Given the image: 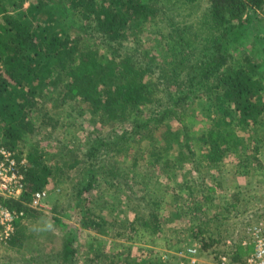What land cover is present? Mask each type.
<instances>
[{
	"label": "trees",
	"instance_id": "16d2710c",
	"mask_svg": "<svg viewBox=\"0 0 264 264\" xmlns=\"http://www.w3.org/2000/svg\"><path fill=\"white\" fill-rule=\"evenodd\" d=\"M157 1L0 0V147L12 152L25 189L20 200L0 198V202L25 213H35L27 205L31 195L47 190L53 183L51 191L47 190L48 196L52 192L64 205L67 201H76V206H80L81 200H90L91 194L84 198L85 191L101 185L96 175L101 176L104 166L95 163L93 158L98 159L97 154L109 143L115 146V156L126 159L115 162L113 171H137L130 182L124 172L122 176L115 174V200L124 194L129 199L128 210L134 212L133 218H127L128 242H116L114 252L96 249L81 264H179L172 258H164L168 254L167 241L160 243L164 248L159 250L152 246L160 245L157 239L147 240L152 235H168L164 229L167 217L192 222L191 230L185 231L197 243L190 246L198 248L202 260L198 264H206V254L212 252L228 255L231 262L242 258L240 242L246 224L234 228L230 233L232 238L221 236L219 226L212 227L213 218L205 217V212L192 205L189 194L187 198H180L186 204L169 210L162 219L159 210L168 188L144 177L151 168L166 170L176 164L178 156L171 158L173 153L169 151L174 146L177 151L187 153L190 161L200 154L195 150L205 149L207 165L222 161L223 151L235 145L233 151L241 153L238 160L244 173L249 170L245 169V163L260 165L257 153L264 143V0H174L164 12H170L171 6L180 2L177 11L182 12L180 18L177 16L176 27L163 32L161 29L160 33L152 31L154 34L157 31L160 41L172 50L168 52L173 64L181 65L177 72L171 69L167 73L173 71L179 87L191 85L206 103L208 127L196 135L194 142H190L187 133L173 130L168 123L170 115L189 108L192 88L175 87L170 107L161 113L153 110L167 88L162 84H165L162 66L172 64L169 55L154 50L152 44L147 51L146 40L140 43L147 33L146 23L152 21L150 17ZM70 16L75 17L69 21ZM165 21L168 23L170 19ZM73 28L89 29L90 42L83 43L79 36L75 38L70 32ZM184 68L188 73L196 69L195 82L186 75L178 77ZM48 102L55 108L69 103L82 104L93 118L117 126L114 141L108 143L107 136L98 135L92 141L96 143L86 148L87 152L91 150L93 158L78 151L74 154L75 163L88 159L87 167L75 168L82 180L76 182L74 177L66 188L61 168L45 162L46 150L25 154L22 148L37 130L62 127L60 112L49 108ZM130 140L137 141L139 147L145 146V140V150L149 149L141 156L136 152L127 156ZM163 188V194L158 196ZM171 192L179 195L174 187ZM105 201L104 197L97 211L84 216L90 225L95 227L100 216L106 217V213H101L107 209ZM118 206L115 204V212ZM261 211L256 220L264 217V208ZM202 216L204 219H199ZM18 225L9 240L0 241V249L23 246L28 230ZM169 233L179 235L182 231L174 227ZM227 239H231L230 244ZM133 241L140 244L133 245ZM72 242L70 237L62 240L60 254H56L60 256L57 264H72L76 254ZM45 263L48 261L42 254H35L22 264Z\"/></svg>",
	"mask_w": 264,
	"mask_h": 264
},
{
	"label": "rangeland",
	"instance_id": "374dc122",
	"mask_svg": "<svg viewBox=\"0 0 264 264\" xmlns=\"http://www.w3.org/2000/svg\"><path fill=\"white\" fill-rule=\"evenodd\" d=\"M173 2L174 0L157 1L158 4L156 5V9L154 13H152V17H150L152 21L151 23H149L150 21L146 23L145 27L147 33L140 42L145 43L146 40L148 44L145 46V49L149 44H152L154 50L165 53L169 55V57H171V52L168 51L172 50L165 42L160 41L161 37L157 34V31L155 34L152 31L155 29L160 33L161 29L163 32L166 28L176 27L175 23L179 21V19L177 20V16L180 18L179 13L182 12V10L177 11V4L180 2L177 1L175 5L171 6L170 12H164L165 8L169 9L168 5H171ZM187 5L190 7L194 6ZM175 7L176 9L172 10ZM193 12H190V14H193ZM188 13L189 12H187V15ZM183 15L185 16L186 14L183 13ZM72 17L74 18L75 16H70L69 21L72 20ZM165 18L168 20L170 19V21L167 23ZM79 30L81 32L73 28L70 32L75 38L79 36L83 43L84 41H87L86 43L90 42V37L87 33L91 34V31L89 29L87 30V28ZM130 45L134 46L135 43H131ZM103 48L107 50L106 47L103 46ZM149 50L150 49L147 51ZM171 60V65L167 63L162 66L165 72V84H162L164 88L165 85H167V88L161 93L160 100L153 105V110H156L154 112L161 113L166 107H170L172 102L171 97L175 92V87L179 90L180 88H187L186 90L192 88L191 85L188 87H179L176 83L175 73L173 71L167 73L170 72L171 69L177 72L181 68V65L173 64L172 57ZM159 61L161 62V59ZM187 70V68L181 70L182 72H180L178 77L186 75L191 77L195 82L196 69H190L189 73ZM157 78L161 79L159 75H157ZM190 94L192 103L189 105V108L177 112V115H170L168 123L174 127L172 128L173 130L177 129V131L187 133L190 142H194L196 135L200 134L208 127V112L204 99L199 97V92L192 88ZM48 107L54 111L60 112L62 117L61 121H63L62 127L59 125L56 130H50L49 128L37 130L34 136L26 140V144H24L22 148L25 154H29L31 151L36 154L40 149L46 150L44 154L45 162L55 163L58 168H61L60 172L63 177L62 182L66 188L71 184V181L74 180V177L76 182L82 180L80 178V172L78 173V170L75 168L87 167L86 163L88 159L80 163H75L74 154H77L76 152L78 151L82 152L85 157H92L91 150L87 152L86 148L96 143H92L93 139L99 135L107 136L106 141L108 143L114 141L115 129L117 126L113 123L103 122L98 117H96V119L93 118L88 113V109L82 104L69 103L55 108L51 102H48ZM184 127L186 129H184ZM94 141H96V139ZM143 144L147 146L145 140H143ZM127 145L129 147L128 152L125 153L127 156L134 152L141 156L144 154V151L149 149V147H147L145 150V146L139 147L137 141L130 140ZM235 147V145H231L223 151L224 157L219 163H207V165H205V158H207L208 155L204 153L205 149H202V151L195 150V153L200 154L196 157H192L194 159L190 161L187 153L179 152V150L177 151L175 146L170 148L169 151L173 153L170 157L173 158V156H178L176 164L168 166L166 170H162L161 167L151 168L144 177V180H150L151 178L152 180L163 183V186H167L168 188L167 192L169 193L164 194L162 197L165 199V202H163L162 207H160V217L165 219L169 210L171 211L176 208L180 209L178 208L179 206L186 204L184 199H180L181 197L184 198L186 196L187 198L191 196L189 200L193 201L192 205L195 204L197 209L199 208L200 211L205 212L203 214L205 217L209 219L213 218L214 223H212V227L219 226L218 234H222L221 236L225 238H230L232 236L230 233H233V229L237 226L241 224L248 225L253 220H256V218L260 216L261 210L264 208V143L260 148L261 150L257 153L260 158V165L255 162L245 163V169H249L246 173H244L243 168H240L241 164L238 158L241 153L239 151H233ZM193 148L195 149L196 147L193 146ZM102 150V152L99 151L100 153L97 154L98 159L92 157L93 160L96 161L95 163L104 166L102 167L104 171L101 176L96 175L99 177V184L101 185L96 186V189L91 188V190L85 191L84 198L91 194L90 200H81V203H79L80 206H76V201H67L66 205H64L63 200L58 197V195L49 192L48 207L33 209L32 211L35 213H25L23 220L18 225L28 230V238L23 246L17 249L1 248L0 263L22 264L23 262L30 261L35 254H42V258L48 261V263L45 264H57L60 256L56 254H60L62 240L67 237L72 238V244L76 251L72 264H81L84 258L90 256L96 249L114 252L116 242H128L126 238L127 234L130 233L127 232V218H133L134 212L128 210L127 205L129 204V199H126L124 194L123 198L115 200V195L117 194L115 192V174L122 176L124 172L125 179L127 178V181L130 182L137 171L131 170V172L127 171L128 173H125V171L120 172L119 170V172L113 171L115 169V162L122 160V162H124L126 159L115 156V146L110 145V143L108 147L103 146ZM143 164L144 163H140V165ZM73 165L76 167H72ZM142 167L145 168L147 166ZM238 168L241 169V171H238ZM127 170L130 169L127 168ZM109 171L112 173L109 174ZM133 172L134 174L132 175ZM96 182L97 180L95 179V183ZM52 186L53 183L49 184L47 190L51 191ZM173 187L179 191V195L171 192ZM162 192H164V188L159 192L158 196H161L163 194ZM187 194H189V196ZM104 197L107 198V201L104 203L107 209L102 210L101 213H106V217L100 216L101 220L98 218L97 221L99 225L94 227L90 225V220L86 219V217L90 213H93L94 210L97 211L99 209L98 207L102 205L101 202ZM174 200H177L178 203H174ZM115 204H119L116 212ZM62 205H64V211L61 210ZM189 207H191V204H188V208ZM84 218L85 220H83ZM168 218L170 221H167ZM171 218L167 217L164 222V229L168 235L163 236L158 234V236L155 237L152 235V239L147 237V240H153V238H155L158 240V244L167 241L168 247L166 252L168 254H166L164 258H172L174 262H180L181 260L178 255L181 254L186 247L196 245L197 243L190 237L191 233L189 231L191 230V221L186 222V219L183 220L181 217ZM199 219H204V216ZM86 221H88V223H86ZM174 227L181 229L182 233L179 235H177V233L170 234L169 232L174 231ZM187 229H189V231H185ZM132 243L133 245L140 244L134 241ZM152 246L159 248V250H163L164 248L162 244ZM213 258L214 252L210 254L207 253L204 262L210 261ZM52 259L55 260L53 261ZM36 260L38 261L39 258ZM50 260H52V262Z\"/></svg>",
	"mask_w": 264,
	"mask_h": 264
},
{
	"label": "built area",
	"instance_id": "2783aa9c",
	"mask_svg": "<svg viewBox=\"0 0 264 264\" xmlns=\"http://www.w3.org/2000/svg\"><path fill=\"white\" fill-rule=\"evenodd\" d=\"M23 175L19 173L17 161L11 151L0 147V198L3 200H20L23 192ZM48 191L38 190L31 195L27 203L32 209L48 207ZM25 212L0 202V241L6 242L15 233L17 225L23 220ZM227 243H231L227 240ZM241 260L231 262L226 254H214L206 264H264V217L254 220L244 227L240 242ZM179 264H198L201 257L198 248L186 247L181 254Z\"/></svg>",
	"mask_w": 264,
	"mask_h": 264
}]
</instances>
